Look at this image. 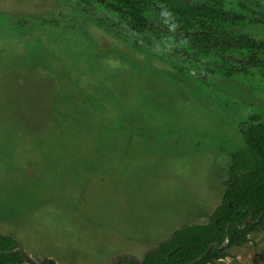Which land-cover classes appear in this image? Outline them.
Here are the masks:
<instances>
[{
	"label": "rangeland",
	"instance_id": "rangeland-1",
	"mask_svg": "<svg viewBox=\"0 0 264 264\" xmlns=\"http://www.w3.org/2000/svg\"><path fill=\"white\" fill-rule=\"evenodd\" d=\"M235 30L264 40V24ZM136 42L98 6L0 0V234L37 262L141 259L208 223L245 148L237 124L264 117L263 80L212 76L193 93L185 57ZM230 253L213 264H264V230Z\"/></svg>",
	"mask_w": 264,
	"mask_h": 264
},
{
	"label": "trees",
	"instance_id": "trees-1",
	"mask_svg": "<svg viewBox=\"0 0 264 264\" xmlns=\"http://www.w3.org/2000/svg\"><path fill=\"white\" fill-rule=\"evenodd\" d=\"M88 9L98 6L127 26L145 45L135 47L148 57L169 61L147 47L158 43L187 63L180 82L193 93H205L212 76L256 77L264 81V40L236 32L242 24H264V0H68ZM108 29L115 28L102 19ZM200 71L193 73V68ZM192 74V76H190ZM245 148L231 153L222 203L206 224H186L141 259L121 256L111 264H213L231 255L232 247L264 230V117L251 114L237 124ZM253 216V222L245 220ZM229 237V242L224 243ZM19 242L0 234V264H27ZM211 247L209 253L205 252ZM39 264H49L46 259Z\"/></svg>",
	"mask_w": 264,
	"mask_h": 264
},
{
	"label": "water",
	"instance_id": "water-1",
	"mask_svg": "<svg viewBox=\"0 0 264 264\" xmlns=\"http://www.w3.org/2000/svg\"><path fill=\"white\" fill-rule=\"evenodd\" d=\"M253 221H254V220H253V216H251L250 218H248V219L245 220L244 226H245L248 222H253ZM228 242H229V237L227 236V240H226V242L224 243L223 246H225L226 244H228ZM21 249H22V248H21L20 245H16V246L13 247L12 252H13V253H16V252L20 251ZM210 249H211V247H209V249L205 252V254H204L203 256L207 255V254L209 253ZM22 255H23V258L25 259V261H26L27 264H39L37 261L33 260V259H32L27 253H25L24 251L22 252ZM49 264H57V263H56L54 260L49 259Z\"/></svg>",
	"mask_w": 264,
	"mask_h": 264
}]
</instances>
